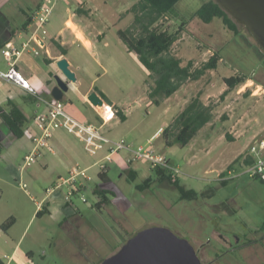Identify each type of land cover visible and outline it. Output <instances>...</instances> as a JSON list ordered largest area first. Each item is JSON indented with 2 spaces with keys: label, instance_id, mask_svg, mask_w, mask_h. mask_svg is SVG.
<instances>
[{
  "label": "rangeland",
  "instance_id": "rangeland-1",
  "mask_svg": "<svg viewBox=\"0 0 264 264\" xmlns=\"http://www.w3.org/2000/svg\"><path fill=\"white\" fill-rule=\"evenodd\" d=\"M37 1L40 0H11L7 7L13 10L25 2L33 7ZM83 1L56 2L49 30L57 33L70 15L66 10L75 8L74 20L79 24L90 23L91 27L95 24L105 31L104 41L97 44L96 59L106 66L107 73L101 75L97 66L94 73L101 75L103 84L112 87L115 93L107 89L108 93L128 112L126 121L105 127L106 134L113 139H123L132 151L146 147L150 142L157 153L163 154L178 168V186L195 191L197 196L182 199L178 188L159 180L147 161H135L129 166L125 158L130 152L120 151L106 164V176L114 189L112 194L102 188L106 191L107 203H100L101 197L97 198L94 193L100 182L96 176L97 168L93 167L87 172L92 180L85 181L81 191L86 203L75 196L71 199L77 211L70 209L72 213L60 221H52L44 213V219L36 217L30 224L27 220L24 224L22 221L16 223V228L26 229L20 248L26 251L31 247V264H101L131 236L149 227L169 229L188 241L202 258L206 256L209 264H264V182L259 176L250 175L251 164L245 162L249 157L253 161L247 155L249 147L264 139V112L260 114L264 99L259 103H255L254 98L249 99L250 103H238L234 91L225 99L220 97L221 76L243 75L264 88V55L258 44L242 25H237L240 33L234 35L218 18L209 24L200 21L195 12L207 0L178 1L157 25L159 30L180 32L171 54L180 57L182 65L192 61L193 69L217 52L221 60L216 71L200 81L185 82L176 95L155 106L148 98L152 82L149 73L117 39V29H125L133 22L134 16L129 9L139 0H93L91 9H86ZM77 9L82 12L77 13ZM104 42L108 44L104 45ZM1 63L7 71L9 66L3 56ZM69 92L70 100H61L64 112L83 122L87 107L77 91L70 89ZM196 96L215 107L211 123L187 147H165L161 137L154 134L163 130L176 111ZM25 111L30 114L31 110L26 108ZM244 115V122L256 118L258 123L255 126L238 123ZM248 128L252 130L246 132ZM250 134L253 138L248 142ZM60 140L54 147L55 156L45 152L21 175L17 170L31 148L29 133L25 132V136L16 139L8 149L11 159L0 161V176L4 181L0 185V194L2 190L7 191L18 199L24 208L23 215H30L34 204L43 198L44 202L51 199L45 189L59 176H66V166H84L75 158L64 157L67 143L75 148L81 159H87L86 165L92 163L82 144L72 135L63 133ZM209 145L219 150L217 154L223 153L226 158H222L225 160L223 165L218 166L215 151L207 152ZM259 154L264 158V149ZM7 165L14 169L13 178ZM134 165H138V175L131 181L129 171ZM149 177L148 185L142 186ZM19 182L26 184V190ZM38 225L44 227L43 236H35Z\"/></svg>",
  "mask_w": 264,
  "mask_h": 264
},
{
  "label": "crops",
  "instance_id": "crops-1",
  "mask_svg": "<svg viewBox=\"0 0 264 264\" xmlns=\"http://www.w3.org/2000/svg\"><path fill=\"white\" fill-rule=\"evenodd\" d=\"M10 1L11 0H0V50L6 43H11L13 44L14 47L20 48L22 43H24L28 39L29 34L32 30L30 25V16L33 13V11L38 7V5L41 3L42 0H40L39 2L37 1L33 7L28 6V4H26L25 2L24 3L25 5L20 4L19 7L13 8V10L7 7ZM92 1L93 0H91V2L87 0L83 1L86 9H91V4L93 3ZM74 10L75 8L73 10L71 9L66 10V13H69L70 15L66 19L64 26L60 30H58L57 33H52L49 30V25L51 21L50 18V21L46 26L47 35L44 39L45 45L49 53L48 56L43 55V53L38 56H35L32 53H25L16 61L15 69L19 72L21 78L28 83V86L32 89L33 93L29 92L26 89H23L21 86H19L14 82L6 81L0 77V109L4 110L6 103L8 101L13 102L21 109V111L27 117L28 123H30L28 127L29 130L32 131L34 130L33 124L31 123V120L34 117V115L46 111V105L43 103V101H50L53 99V97L51 96V89L55 86L54 76H59L62 80L66 81V79L64 78V76L56 66V62L62 58H65L67 60L69 64V68L74 73L76 78L75 82H70V81L67 82L68 90L67 92L63 93L62 99L70 100L69 90L73 89L74 91H77L78 95L81 97L83 103L87 107L85 108L87 111V117L84 119L83 122L76 120L74 117L70 116L65 112L68 116L83 124H99L98 112L90 105L87 99L89 94L95 92L100 98H101L100 94L105 96L106 101H103L101 99L102 103L104 105H107V102L111 104V106H113L112 108H114L115 110L121 113V115L124 117V121H126L128 118L127 108L125 106H122L117 99L113 98L108 93L107 89H109L111 93H115L112 87L108 84L105 85L100 81L101 75L107 73V68L105 65L102 64L101 60L96 59V54H97L96 51H97V44L100 41H104V38L106 37L105 31L103 30L102 27H97L95 24L92 27L90 26V23H87L85 25L83 23L79 24V21L74 20V16H75V13L73 12ZM183 26L185 25L183 24ZM186 28L187 26L185 27V29L183 28V30L186 31ZM118 30L119 29H117V31ZM117 39L121 44H123L119 38ZM107 44H108L107 42H104V45ZM57 46L64 49L66 54L62 55L59 49L57 48ZM123 46L125 47L124 44ZM125 51L128 52L126 47H125ZM1 58L2 56L0 53V73L6 72L4 68L5 66H3V64L1 63ZM96 66L99 67V69L102 71L101 75H97L94 73ZM210 73L211 72H207L206 76L209 75ZM224 77L225 76L220 77L221 78L220 91L222 92V94L226 91V86L224 85V83H222V79ZM150 85H152V82L150 83ZM252 85L256 87L254 88ZM246 88H248L247 92H245ZM180 90L181 88L179 89V91ZM179 91H177L173 95H176ZM233 91L235 92L234 95H237L236 101L237 102L240 101L238 103H242V104L250 103L249 99L251 98L255 99L254 101L255 103H259V101H262V99H264V88L259 84H255L254 81L249 78L247 80V83H245L241 87H238L229 92L227 91V93H225L223 98L225 99L229 97ZM250 91L252 93H250ZM172 96H170L169 98H171ZM40 99L43 101H40ZM187 103L188 101L185 103V105ZM261 104L263 105L260 107V114L262 111L264 112V103L262 102ZM185 105H183V108L185 107ZM26 108L31 110L30 114L26 113L25 111ZM182 109L177 110L173 118ZM213 114H214V110H213ZM121 115L118 113V121H122ZM245 119L246 118L244 115L240 117L237 122L243 125H248L247 123H249L254 126L258 123V121H256V118H250V121L248 122L247 121L244 122ZM208 124L209 123H207L206 125ZM26 127L27 126H25V129H28ZM203 128L199 130L197 135L200 133V131ZM260 128H263V126H261ZM250 130L252 129L248 128L246 132H249ZM161 131L160 132L157 131L154 134V136L160 137ZM60 132L69 134L67 131L63 129L57 130L54 133L51 139V143L54 150V153L51 155L54 156L56 154L54 148L57 145L56 142L58 143L61 141L60 139L63 134ZM251 133H254V131ZM196 136L192 139L191 142L194 141ZM249 136L250 137H247L248 142L253 138V135L250 134ZM15 140L16 138L12 135V133L7 128L3 120L0 118V161H5L6 159L8 160V158L11 159L10 154L8 153V149L11 147V145ZM260 140H264V139H260ZM214 149H215L214 147H211V145H209V147L207 148V152L213 153L215 151L214 156L216 157L218 166L220 164L223 165L225 161V160L222 161V158L224 157L223 153L217 154L219 150L218 149L214 150ZM64 150H65V155H64L65 158H75L77 159V161H80L81 164H84V166L77 165L74 167L87 168L88 170L94 167L93 166L94 163L102 155L101 153V154H97L96 156H89L92 159V163L86 165L87 159L84 158L81 159L77 155L75 148L71 144L67 143L66 149ZM130 156L131 153L125 158V163L128 164L129 166H132L133 163H128L127 161ZM230 158L231 157H229L227 160H229ZM59 161L60 163L63 164L61 158L59 159ZM137 166L138 165H134L133 167L130 168L131 173H134L135 177H137L138 175ZM149 168L151 171L153 170L150 166ZM6 169L7 171H9L8 172L9 175H11L13 178L14 169L11 168L9 165L6 166ZM70 169L71 167L66 166L64 168V172L66 176H59L58 179L66 178ZM20 175H18L19 178L21 177ZM104 175L108 181L106 184H104L100 180L98 171L96 172V176L100 184L96 186L97 188L95 189L104 188L107 191L109 190L113 194L114 189L112 187V184L110 180L107 178L106 173ZM57 180L52 181L51 185L48 188L52 187L57 182ZM91 180H92V176H91ZM3 183L4 181L0 176V185H2ZM62 190L65 191L66 189L62 188ZM62 190L61 192H59V194L56 195V197L47 200V202H44V198H43L41 202L34 204V208L30 212V215H25V214L23 215L24 208L23 205H21V203L19 202V200L13 197L12 194L10 193L7 194L6 193L7 191L4 193V191L2 190V194H0V262L2 264H31L30 261L32 260L31 257L33 256V251L31 247H29L26 251H23L20 248L21 238L23 237V234L25 233L26 229L24 227L16 228L15 225L16 223H18V221H22V223L24 224L26 220H27V224L28 223L30 224V222L36 217L40 219H44V213H46L49 219L52 221L54 220L60 221L61 218H63L64 220V217H67L72 213L71 210L75 209V206L73 203L69 204L63 202ZM96 197L99 198L98 195H96ZM98 207H100L99 203H98ZM75 211H77V208L75 209ZM11 218H12V222L5 229V231H3L1 229V225ZM43 230H44L43 225H38L35 231V236H43L41 235L43 233Z\"/></svg>",
  "mask_w": 264,
  "mask_h": 264
},
{
  "label": "trees",
  "instance_id": "trees-1",
  "mask_svg": "<svg viewBox=\"0 0 264 264\" xmlns=\"http://www.w3.org/2000/svg\"><path fill=\"white\" fill-rule=\"evenodd\" d=\"M178 1L180 0H139L129 9L134 16L133 22L127 28L117 31L118 38L125 45L128 52L135 55L138 62L149 73L148 77L152 81V85L149 88L148 98L155 106H159L164 99L179 91L185 82L198 81L207 72L216 71L220 62V57L215 53L201 66L193 69L192 61L182 65V59L171 54L172 46L180 32L169 33L166 30H159L157 25ZM77 13H81V10L77 9ZM195 16L206 24H209L214 18H218L225 29L231 31L234 35L240 33L237 28L238 24L214 0H207L200 5L195 12ZM57 48L62 55L66 54L64 49L59 46ZM262 54L264 55L263 52ZM247 80L248 78L243 75L224 77L222 83L226 86V91L221 95V98L227 91H232L244 85ZM100 96L103 101H106L105 96L102 94ZM107 105L113 107L108 102ZM213 110L214 106L205 104L200 96L192 98L161 131L160 137L164 146L187 147L199 130L212 121ZM118 113L121 115L120 112ZM0 118L16 139H21L24 136L28 119L17 105L8 101L5 109H0ZM121 120L124 121L122 115ZM245 162L250 165L253 161L251 158H247ZM152 173L159 180L175 185L182 199H193L197 196L195 191L179 187L178 178L172 179L166 170L153 169ZM99 178L104 184L108 182L104 174H99ZM129 179L131 181L135 180L134 173H131V171L129 172ZM149 182L150 178L146 179L142 186H147ZM137 187L141 188L139 185ZM94 192L101 197L100 203L108 202L104 196L105 190L95 189ZM96 207L99 209L98 204ZM11 222L12 218L8 219L1 225V229L5 231ZM0 264L2 263L0 262Z\"/></svg>",
  "mask_w": 264,
  "mask_h": 264
},
{
  "label": "built area",
  "instance_id": "built-area-1",
  "mask_svg": "<svg viewBox=\"0 0 264 264\" xmlns=\"http://www.w3.org/2000/svg\"><path fill=\"white\" fill-rule=\"evenodd\" d=\"M59 0H42L38 7L30 16L31 32L28 39L22 43L20 48H16L11 43H6L0 50L1 55L7 61L9 69L6 72H1L0 77L6 81L14 82L23 89L33 93L28 83L24 81L19 72L15 69L16 61L25 53H32L35 56H48V50L45 45V37L47 35L46 26L53 14L56 2ZM210 53V51H208ZM40 101H43L40 99ZM46 105V111L37 113L31 120L34 130L25 129L29 133L31 140L30 151L23 157V164L18 168L19 174L34 162L37 161L45 152L53 154V146L51 139L57 130L63 129L70 135L79 140L84 151L89 156L102 155L94 163L99 174H105L107 163L112 161L114 154L120 151H129L131 156L127 160L128 163L145 160L149 163L152 169L166 170L172 179H176L179 170L172 165L168 158L163 154L157 153L149 142L146 147H139L132 151L129 145L123 139L110 138L104 128L110 126L113 122L118 121V111L108 105L95 107L90 102V105L98 112L99 124H83L80 123L64 112V107L61 100L52 99L43 101ZM103 149V150H102ZM264 149V140L259 141L249 147L247 155L251 156L253 163L250 165L249 171L251 176H259L264 182V158L260 156V152ZM87 168L73 167L69 170L66 178H60L50 188L45 190L48 198L56 197L62 188H65L63 193V202L72 204V197H78L82 203H86L85 198L81 195V191L85 188L84 181H90L91 176L87 174ZM22 189L26 190V185L19 182Z\"/></svg>",
  "mask_w": 264,
  "mask_h": 264
},
{
  "label": "water",
  "instance_id": "water-1",
  "mask_svg": "<svg viewBox=\"0 0 264 264\" xmlns=\"http://www.w3.org/2000/svg\"><path fill=\"white\" fill-rule=\"evenodd\" d=\"M237 24L242 25L264 53V0H214ZM66 81L54 76L51 96L62 100L68 90L67 82H75L65 58L56 62ZM95 107L101 98L92 92L87 97ZM101 264H201L194 247L186 240L163 227H149L138 231L123 243L121 248Z\"/></svg>",
  "mask_w": 264,
  "mask_h": 264
},
{
  "label": "flooded vegetation",
  "instance_id": "flooded-vegetation-1",
  "mask_svg": "<svg viewBox=\"0 0 264 264\" xmlns=\"http://www.w3.org/2000/svg\"><path fill=\"white\" fill-rule=\"evenodd\" d=\"M195 251H196V254L198 255V257L200 259L201 264H209L208 261L206 260V256H204V258H202L201 255H200L201 253L199 251H197V250H195Z\"/></svg>",
  "mask_w": 264,
  "mask_h": 264
}]
</instances>
